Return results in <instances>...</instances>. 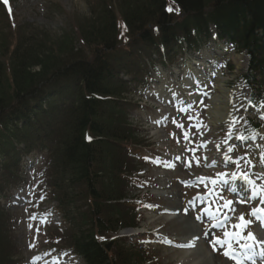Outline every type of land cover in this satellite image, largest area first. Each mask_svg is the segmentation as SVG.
Wrapping results in <instances>:
<instances>
[{"label": "trees", "instance_id": "trees-1", "mask_svg": "<svg viewBox=\"0 0 264 264\" xmlns=\"http://www.w3.org/2000/svg\"><path fill=\"white\" fill-rule=\"evenodd\" d=\"M118 1L121 2L122 0ZM136 1L138 2V0ZM143 1V7L140 10L143 14L139 15V10L137 9L130 10V12L128 10L127 16L122 13L129 24H132L136 29H143L148 34L145 27L149 23L156 20L157 22L164 20L163 22L169 25L173 21V18L165 12V7L171 0ZM177 1L182 8L190 11L192 9L202 10L212 0ZM219 1L221 10L216 13L215 19L218 22L223 21L225 24H234L238 27L237 30L241 29L240 41L242 42L243 40L244 43L248 42V45H254V30L264 27V0ZM104 8L106 9L104 11L109 13L108 25L115 30L116 15L114 10H109L105 5ZM153 10L157 11V13H154ZM198 19L192 17L187 24L185 23L181 26V31L189 30L188 27L191 23L197 25V21L200 22L202 18ZM6 23L1 29L5 27L12 28L8 20ZM179 28L180 26L177 27V29ZM19 29L18 27L13 29V33L17 37L11 53L12 62H9L7 57L5 61L1 59L5 54L2 50L3 48L0 47L2 51L0 55V122H3L8 115L11 118L22 114L21 110L29 106L30 100H33L34 96H37L43 87L51 82L72 78L80 84L77 93L78 105L70 114V119L64 129L65 136L61 140L62 145L55 155L52 181L55 191L63 192L60 195V199L66 207V219L71 224V232L68 230V235L70 234L73 239V246L82 253L88 264H116V261L113 262L108 255V251L112 252V244L107 241L106 237L105 240H102V238L100 240L99 236L94 235L95 231H99L104 235L108 228V219L101 206V199L104 197V193H99L100 191L96 186L99 172L95 166L98 164L99 167L101 166L100 153L102 152V147H98V141L93 140L90 142L85 138L87 131L104 135L110 130L107 121L111 119L112 107H109L111 103L106 101L107 105L109 104L107 106L104 101L97 97L101 93L107 92L104 90L102 81L107 71V69H104L105 61L97 58L95 63H88L86 57L71 60V57L65 52L57 51L56 45H62L61 40L53 41L49 38L48 32H37L34 36L20 39ZM91 29H93V24ZM96 30L91 34L95 37L99 36V39L95 40L98 41L97 43H106L107 47H111L114 44L113 41L105 38L106 35L102 30ZM9 33H11L10 29ZM38 36L44 37L41 42H38ZM171 36L176 37L164 38V43L170 44L173 41L172 39L181 37V35H176L175 30L171 31ZM150 42V45H153V38L150 39ZM155 44L159 43L156 42ZM46 62L49 64V68L43 67ZM6 65L9 66L12 74L10 79L13 81L12 89L8 87V90L1 85L4 78L3 75L4 73L6 74ZM5 90L7 91L6 93H4ZM103 96H106V94H103ZM79 187L84 190L78 194L85 192V188H87V192L91 196H95V211L90 208L82 210L79 205L71 206L74 195L77 194L73 195L72 191L68 193L65 189L75 190V188ZM114 254L118 256L119 261L117 264H130L133 256L132 253L129 254L126 251H114Z\"/></svg>", "mask_w": 264, "mask_h": 264}, {"label": "rangeland", "instance_id": "rangeland-1", "mask_svg": "<svg viewBox=\"0 0 264 264\" xmlns=\"http://www.w3.org/2000/svg\"><path fill=\"white\" fill-rule=\"evenodd\" d=\"M17 2L18 6L16 10L15 15V25L12 24V20L6 18L5 14L0 8V47H2L3 52L5 56H2V59L5 60L6 57L9 59V62L13 61V58L11 57L12 49H14L15 41L17 35L14 34V27H18L20 39H25V37L34 36L37 32L40 33L42 31H46L49 33V38L53 41H59L61 40L62 45H56L58 52H65L67 55H71L73 52H79L81 49V52L85 50L87 54L91 53L90 46H87V49H83L81 44V35L80 32L82 30L83 36L85 39L89 41V43H95V40H98V37L93 36L91 33L99 29L102 30L103 33L106 35V39H113L115 38V30L112 29V26L108 25L109 21V13L104 8L108 7L109 10H114V13L116 15V18L119 19L122 16V13L127 16L128 10L137 9L139 10V15L143 14L140 10L143 7V0H122L119 2L118 0H95L96 5L94 8L92 7L93 3L92 0H14ZM15 2V4H16ZM107 4V6H106ZM1 7V6H0ZM114 7V8H113ZM154 11V10H153ZM154 13H157V11H154ZM155 15V14H154ZM8 20L9 25L12 28H3L1 29L4 24L6 25V21ZM93 24V29H91V25ZM117 28V26H116ZM10 32L13 33H9ZM96 30V31H97ZM85 31V33H84ZM44 32V33H46ZM118 32L117 28V33ZM12 35V36H11ZM39 41L41 42L44 37L38 36ZM93 46V45H92ZM2 51L0 50V55ZM233 65L236 63L234 59L232 60ZM7 66V67H6ZM6 74L4 73V78L2 79V86H4L7 90L8 87L12 89L13 81H11L10 76L12 74L10 73L9 66L6 65ZM46 68H49V64L44 63V66ZM244 69L243 67H238L237 73L232 75L236 79L239 73ZM38 71V70H36ZM240 71V72H239ZM229 77L232 78V76L229 75V72L227 74ZM13 79V77H12ZM233 85L234 83L229 81L227 84L228 86ZM3 90V89H1ZM7 91L5 90L4 93ZM48 105V104H47ZM140 110H136L134 116L138 117V114ZM133 113H131L132 115ZM126 126H129L126 124ZM134 126L138 127L140 126L139 123H134ZM138 135L140 137H137V139H143L145 140L146 133L145 130L137 131ZM125 136V135H124ZM125 137H128L126 135ZM129 140H132L129 138ZM145 142H147L145 140ZM140 147V144L137 145ZM14 147L17 149H22V145L18 144L16 145L14 143ZM5 159L3 157H0V168L4 167L8 164L3 163ZM105 163L107 167L111 168V161L107 158L105 159ZM136 162L134 161V164ZM2 165V166H1ZM141 167V166H140ZM139 168V167H138ZM5 170L2 169L1 172H4ZM153 176L156 175L158 178L157 182H161L163 184L160 187L167 188V194H169V198L165 200V203L177 205L179 203V198L176 199L174 195L178 192V185L175 181V179H172L173 174L170 172H161L158 170L150 171ZM137 175V172H136ZM135 175V176H136ZM133 176V177H135ZM119 187H122V183H119ZM154 187V186H153ZM136 191V189H134ZM149 191V190H146ZM153 190L150 192L152 194ZM145 191H141V194L144 195ZM147 197V195H145ZM161 198V196H159ZM187 218V217H186ZM192 218V217H190ZM189 218V219H190ZM9 217L5 212L2 210L0 211V227L2 226L3 229H5L8 225ZM161 222L159 225H164V230L168 231L169 233H173V231L179 232V222L173 221V220H165L160 219ZM181 229V228H180ZM182 230H180L181 232ZM51 232L55 234L56 230L51 229ZM182 233H185L182 231ZM52 235V233H51ZM10 236L8 233H3V237H0V264H46V262H43L46 257L38 258L36 255H33L29 257V250L26 248L25 243V237H22V235H19L17 240L14 242H10ZM201 247V248H200ZM19 248L21 250V254L19 255ZM153 250L157 252V254L161 257H165L163 259V264H176V255L174 253H171L170 250H164L160 249L159 247H153ZM206 249V250H205ZM174 251V250H172ZM206 251V252H205ZM66 252V251H64ZM177 253L176 251H174ZM205 253L207 256L206 264H213L212 260V254L207 251L205 244H200L199 248L197 250L196 256ZM42 251L37 253V255H41ZM54 255L65 262V264H76L75 260L71 259L69 256H64V253L60 251L53 250ZM202 258V257H201ZM200 258V259H201Z\"/></svg>", "mask_w": 264, "mask_h": 264}, {"label": "snow or ice", "instance_id": "snow-or-ice-1", "mask_svg": "<svg viewBox=\"0 0 264 264\" xmlns=\"http://www.w3.org/2000/svg\"><path fill=\"white\" fill-rule=\"evenodd\" d=\"M169 11H171V9H169ZM178 127H183L182 125H178ZM206 146V145H204ZM218 147V146H217ZM229 151H231V149H229ZM233 179H235V175H233L232 177ZM245 179H247V177H244ZM201 182H203L201 180ZM213 184H216V181L213 180L211 181ZM228 204H231V202L229 201ZM228 204H226L225 206L227 207ZM149 207H152V206H149ZM252 216L256 217L257 220L260 221L261 223V226H264V209H254L253 212H252ZM199 219V217H197ZM241 221L243 222L241 225H238V227H248L252 221L251 220H245L243 216L240 217ZM254 239V236L251 237ZM168 243H171V241H168ZM216 244H221V246H223V243L217 239V241L215 243H213L212 247H213V250L216 251ZM179 247H194V244L193 243H189V244H185V245H178ZM249 250H251V246H249ZM226 256L229 255V253L225 252L224 253Z\"/></svg>", "mask_w": 264, "mask_h": 264}, {"label": "bare ground", "instance_id": "bare-ground-1", "mask_svg": "<svg viewBox=\"0 0 264 264\" xmlns=\"http://www.w3.org/2000/svg\"><path fill=\"white\" fill-rule=\"evenodd\" d=\"M238 60L240 61L241 60V57H238ZM220 87H221V91H218V94L220 95H223V96H227V93L229 92L228 89H225L222 87V82L220 83ZM222 97L221 99H216L213 101V108H212V111L213 113H215L216 115H219V110H221L222 108H224V102L222 101ZM217 112V113H216ZM190 225V221L188 219H184V227L188 228ZM188 253L187 250L183 251L182 254H186Z\"/></svg>", "mask_w": 264, "mask_h": 264}]
</instances>
